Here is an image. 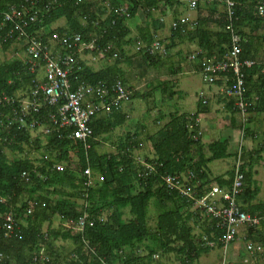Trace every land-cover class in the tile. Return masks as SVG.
Returning a JSON list of instances; mask_svg holds the SVG:
<instances>
[{"label":"trees","instance_id":"16d2710c","mask_svg":"<svg viewBox=\"0 0 264 264\" xmlns=\"http://www.w3.org/2000/svg\"><path fill=\"white\" fill-rule=\"evenodd\" d=\"M119 1L130 7L128 11L131 18L137 11L150 18L153 11L159 9L161 1L169 7L180 4L178 0H108V6L103 4V0H0V13L7 11L10 6L36 12L38 19L26 31L39 32L44 41L52 35V32L72 31L82 34L86 42L91 38L89 35H101L105 31L98 41L99 46L111 44L113 51L118 53V60L115 59L114 63L96 71L79 60L78 63L82 68L75 72V76L79 82L89 86L108 87L117 81L125 84L119 68L120 61L125 60L123 46L138 42L147 46L153 40L155 31L163 27V22L157 18L153 20L154 28L144 25L138 30L137 36L130 38V30L125 25L126 20L131 18L118 17L113 11ZM203 1H205L203 8L206 13L201 14L200 5L197 4L196 10L199 14L192 27L194 29L186 32L185 35L170 29L171 43L165 45L168 53L173 48L172 42L175 39L183 38L187 42L195 43L198 49L195 59L198 72L202 58H214L217 61L229 50V34L224 30L226 16L224 11L221 13L216 11L221 0ZM232 2H235L233 27L241 46V57L256 61L255 66L244 71L246 96L252 101L247 123L243 129V135L246 136L253 135L248 130V125L254 121V116L264 113V55L260 57L257 52L258 44L264 40V37L260 36L264 33V16L258 14L257 7L264 6V0H232ZM61 19L65 22L63 26L50 28ZM80 19H83L84 23ZM174 19L177 20L176 17ZM112 21L114 24L111 23ZM10 29L11 25L8 23L0 29V48L3 51L16 42V33L6 32ZM10 35L14 36L11 38ZM139 52L141 55L137 54L142 62L148 66L161 64V57ZM95 53L98 54V52L93 54ZM105 56L110 57V54ZM4 62L2 63L6 65L5 68L0 63V66L2 65L0 97L14 96L18 91L27 90L34 74L28 70L24 59L13 58ZM176 71L177 69H174L171 73ZM173 89V83L165 82L160 90L167 99L176 94ZM131 96L129 99L132 98ZM109 98L110 94L102 100L94 96L93 102L107 103ZM201 103L200 101L198 106L203 104ZM226 107L232 115H236L230 103H226ZM118 110L119 106L115 105L109 107L104 115H100L99 111L92 112L90 117L92 135L86 141L87 148L81 141L70 138L67 130L64 129H51L48 135H38L34 138L27 130L17 131L13 127L0 132V264H31L33 254L38 253L42 244L45 247V254L51 258L50 264H60L62 256L55 249L53 242L58 239L69 240L73 245L64 260L65 264H143V258L136 255L135 251L144 243H148L144 246L147 249L148 259L158 250L164 254H174L178 264H194L202 254L208 253L215 245L221 247L220 239L223 231L219 228L218 221L206 215L209 229L201 226L204 225L203 221L199 225L201 233L195 235L194 227L199 223L197 216L204 213V210L199 207L191 212L189 207L193 205L192 200L169 189L163 183L161 176L169 174L181 178L191 174L186 184L188 186L190 184L189 188L194 191L197 199L208 193L212 186L229 188L233 165L226 179L221 176L210 178L207 168L209 163L228 157L226 143L212 142L206 146L204 152L195 124L199 110L192 115L170 114L169 121L148 137L153 149V158L146 160V163L154 165H152L154 170L150 171L142 164L134 162L132 152L134 147H137L136 133L126 134L114 154L97 152V138L126 121L125 115ZM52 111V108L44 110L45 113ZM158 115L162 116L161 113ZM43 118L46 119V117H38L39 121H44ZM48 123L44 122L49 127L50 123ZM189 124L194 125L192 130L188 129ZM262 136L261 148L264 147V131ZM25 146L34 147L36 150L42 149V155L38 161H35L36 164L33 165L23 156ZM5 150L20 156L8 160ZM260 153V149L241 152L240 171L243 174L244 186L238 196V202L240 210L264 216V202L253 203L259 193V188L253 179V166L256 160H260ZM56 165H60L62 169L56 170L54 167ZM87 167L93 177L91 181L94 175L98 179L89 187L84 184L86 178L83 175ZM25 172L28 174L26 180L22 177ZM84 193H87L88 212L93 219L92 225L87 223L81 235L75 234L71 227L64 231L51 228L52 219L55 217L66 223H74L78 220L80 212L76 201L79 199L81 201ZM152 200L155 201L160 212L156 217L155 226L149 227L147 213ZM28 209L31 210L29 214ZM125 209L130 215L126 221L122 219ZM6 213L13 214L15 227L8 238L4 237L1 226L3 223L1 219ZM192 217L194 220L190 221ZM45 224L47 227L43 231ZM261 227L264 228V220L261 222ZM203 237L207 242L214 243V246L204 245ZM83 238L88 244V250L83 249ZM248 241L264 245L260 230H256L254 237L246 242ZM256 261L259 262V259Z\"/></svg>","mask_w":264,"mask_h":264},{"label":"built area","instance_id":"2783aa9c","mask_svg":"<svg viewBox=\"0 0 264 264\" xmlns=\"http://www.w3.org/2000/svg\"><path fill=\"white\" fill-rule=\"evenodd\" d=\"M178 2H184L190 10H196L198 4V0H178ZM103 4L108 6V0H103ZM220 4L223 6L226 16L224 30L229 34V50L222 59L217 61L214 58H202L199 62V72L207 84H214L222 78L223 83L219 93L236 111L240 129L243 132L248 119V110L252 105V101L246 96L244 71L255 66L256 61L241 57V46L233 27L234 2L221 0ZM113 11L118 17L129 18L127 5L121 1ZM257 12L260 16H264V6H258ZM37 19L36 12H30L25 8L18 9L15 6H10L7 11L0 13V29L7 23L11 25L9 33L17 34L16 41L22 44L24 61L28 65V70L34 74L27 90L18 91L14 96L2 95L0 97V132L13 127L17 131L27 130L34 136H46L51 129H64L67 130L70 138L81 141L87 148L86 141L92 135L90 127L92 112L107 111L111 106H119L120 103L127 101L132 93L119 81L108 87H92L79 82L75 76V72L81 69L78 63L79 55L84 52H98L103 56L110 54L112 59H117L118 53L113 51L111 44L99 46L98 41L105 31L101 35H89L91 38L86 42H84L82 34L69 31L55 32L44 41L39 32L26 31ZM160 21L162 20L160 19ZM111 23L114 24L113 21ZM170 29L184 35L188 31L187 20H173L170 23ZM137 45V51L149 56L163 57L167 54L165 44L156 37L147 46L140 42ZM196 54L189 56V59L194 61ZM108 94H110V98L107 103L95 104L93 102L94 96L102 100ZM200 98L204 104L205 100L202 94ZM50 108L53 109L51 113L44 112ZM38 117H46V119L43 118L44 121H39ZM46 121L50 123L49 127L44 124ZM193 127L192 124L188 125L189 130H192ZM241 152L239 146L234 153L235 161L229 188L212 186L201 199L194 196V191L186 183L184 187H181V180L178 176L169 174L161 176L169 189L188 197L194 205L201 207L206 215L218 221L219 228L223 231V236L220 239L223 257L227 253L228 246L237 239L239 229L250 230L252 234H255L256 230H260L261 238L264 240V228L261 227L264 216L249 214L239 208L238 196L244 186L243 174L240 171ZM141 164L150 171L154 170L150 164L144 162ZM54 167L56 170L62 169L60 165ZM83 175L86 178L84 183L86 187L91 186L92 175L88 167L83 171ZM22 177L26 180L28 174L25 172ZM88 207L87 193H84L78 207L80 217L76 222L68 223L77 235L82 234L87 223L90 225L93 223ZM27 213H30V209L27 210ZM2 220L4 237L8 238L14 228L11 213L3 216ZM82 245L83 249H89L87 242L83 239ZM205 245L213 247L214 243L206 241ZM244 252L246 259L243 264H253L258 259L260 264H264V245L262 243L248 241L245 243ZM50 262L51 258L45 253L38 252L32 256L33 264H50Z\"/></svg>","mask_w":264,"mask_h":264},{"label":"rangeland","instance_id":"374dc122","mask_svg":"<svg viewBox=\"0 0 264 264\" xmlns=\"http://www.w3.org/2000/svg\"><path fill=\"white\" fill-rule=\"evenodd\" d=\"M203 0H198V4L200 5V13L204 14L206 11L203 8ZM161 1L159 9L153 11L154 13L151 14L150 18H147L144 16L141 11L139 12V18L137 17L136 21L138 19L140 20V23L138 22L136 25H148L149 27L152 26V20L157 19L161 17L159 14L162 11L165 15H163L164 21L167 19V24H170L169 20L173 18V13L176 11V14L181 17L182 19H187V30L190 31L192 28V21H194L199 14L197 10H190L187 8L186 4L184 2L180 3L179 5L174 4L172 7H166V5L162 4ZM182 4V5H181ZM220 5V6H219ZM217 9L218 11L222 12L224 11L223 6L219 4ZM178 6V7H177ZM169 12H168V10ZM183 8V9H182ZM221 8V9H220ZM180 9V11H179ZM143 14V15H142ZM168 14V15H167ZM170 14V15H169ZM175 15V16H177ZM144 16V17H143ZM166 16V17H165ZM189 19V20H188ZM151 20V21H150ZM63 22V23H62ZM64 20H60L55 22L50 26L51 29H55L57 27H61L64 25ZM131 20H126V24L128 26H131ZM134 26L130 27V38H133L134 34L137 30H134ZM170 28V26H169ZM168 30L162 31L164 35L169 36L170 33ZM134 33V34H133ZM161 33V34H162ZM264 37V33L261 34ZM135 37V36H134ZM156 37V36H155ZM161 39V42L165 45L167 42L162 37V35L158 36ZM163 39V40H162ZM183 40L184 39H176ZM165 41V42H164ZM186 44V45H185ZM190 43L185 41L184 46L182 49V53L180 55H176L180 50H173L171 49L170 52H168L167 55L161 57V66H148L144 62H142L139 54L140 52L137 51V46L134 43H128L123 46V53L125 60H121L119 64L120 71L123 74L124 79V86L131 91V99H129L127 102H122L119 104L122 107V112H125L128 107L133 108V110L130 111V119L126 120L122 125L115 127L112 131L109 133L100 135L97 138V152L99 154H114L116 153L118 144L123 141L124 136L126 134H132L136 133V145L137 147H134V150L132 152L134 162L136 164H141L144 160V163H146V158L149 159V157H153V149L151 146L150 141L148 140L147 136L152 135L155 133L159 121L158 112L163 114L165 118H168L170 115V112L172 113H185V114H191L195 111L196 102L195 99L198 98L199 95L206 96L207 98L211 99V101L215 99L220 100L219 97V88L215 87V84H206L203 82V76L200 72H195L194 69H196V61L192 60L190 62L189 58L186 57V53L190 52H183L187 51V47ZM15 45V46H14ZM22 44L20 42L13 43L6 51H3L0 48V63L4 61L11 60L12 58H19L21 56V59H24V52L23 48H21ZM13 46V47H12ZM20 46V48H19ZM258 56L264 55V40L261 41L258 44ZM19 48V49H18ZM185 49V50H184ZM22 51V52H21ZM137 51V52H136ZM177 51V52H176ZM172 52V53H171ZM139 53V54H137ZM93 53H86L84 52L80 54L79 60L83 61L86 65H88L92 70H98L104 67H107L108 65L115 62V60L110 59L107 56H103L100 54H94ZM127 54V55H126ZM175 54V55H174ZM85 55V56H84ZM141 55V54H140ZM174 55V56H172ZM191 55V54H190ZM181 56V57H180ZM11 57V58H10ZM170 57V58H169ZM184 57L187 58L185 61H182V58L184 60ZM10 58V59H9ZM104 58V59H103ZM175 58V59H173ZM6 59V60H5ZM107 59V60H106ZM168 59V60H167ZM4 60V61H3ZM106 60V61H105ZM181 60V61H180ZM87 61V62H85ZM111 61V62H110ZM113 61V62H112ZM170 61V62H169ZM188 61V62H187ZM105 62V63H104ZM107 62V63H106ZM185 63L189 65L194 72L192 73H186L184 72V68L181 66V63ZM172 65H171V64ZM123 64V65H122ZM184 64V65H185ZM168 65V66H167ZM134 67V68H133ZM154 68V69H153ZM158 68V69H156ZM177 69L174 74L170 73L172 69ZM182 68L184 70H182ZM151 69V70H150ZM168 69V71L166 70ZM155 70V71H154ZM197 70V69H196ZM134 71V72H133ZM138 71H140L138 73ZM181 71V73H180ZM169 73V74H168ZM168 74V75H167ZM41 75V73H40ZM135 75V76H134ZM158 75V76H157ZM127 77V78H126ZM134 77V78H133ZM153 80V81H152ZM146 81V82H145ZM133 82V83H132ZM173 83L174 85V93L176 95H173L172 98L165 99V95L160 90L163 86V83ZM146 83V84H145ZM153 84V85H152ZM144 86H146L144 88ZM130 87V88H128ZM135 87V88H134ZM135 91V92H134ZM176 91V92H175ZM215 92L216 95H213ZM138 97V98H135ZM130 102V104H129ZM166 103V104H165ZM204 105V104H202ZM100 115H104L107 111L106 110H100ZM227 112L224 108L222 109L221 113L223 116ZM254 121L248 125V130L253 133L254 135H243V132L241 129L239 130V146L241 147V151H244V149H255L258 148L262 141V132L264 131V113H258L254 116ZM161 121V120H160ZM204 121H201V125H204ZM161 123V122H160ZM31 137H36L34 135H31ZM38 136V135H37ZM25 156L33 165L36 164V160H38L42 155V149L36 150L34 147H24V153ZM5 155L8 160L12 159L15 156H20L17 153H13L9 150H5ZM137 156V157H136ZM35 160V161H34ZM136 160V161H135ZM234 158L227 159V160H216L210 163L209 167L213 174H217L219 172H223V169H227L229 164L232 162V165L234 164ZM226 162V163H225ZM257 182L259 183V193L256 196L255 200L253 202H264V151L262 152L261 159L257 162L255 161V172H254ZM93 178V177H92ZM187 177H181V187H184L186 183ZM97 176L94 175V179L91 181V186L96 183ZM98 180V179H97ZM78 205H80L81 201L80 199L76 201ZM199 207L197 205L192 206L191 210H197ZM160 212V209L157 208L156 203L152 200L149 203L148 207V214H147V224L149 227L155 226V221L158 213ZM199 215V214H198ZM206 215L204 213L200 214L201 219H204ZM130 218V215L128 214V210L125 209L123 212L122 219L124 221L128 220ZM53 223H51V228L59 229L61 231H64L68 227H71L68 223L61 221L58 218H53ZM47 225L45 224L42 228L43 231L46 230ZM241 229H239V232ZM238 232V233H239ZM193 233L195 235H199L201 233L200 227H194ZM207 240L203 239L204 245L206 244ZM55 245V249L60 253L61 261L60 264H65V259L69 255L70 251L73 248L72 243L67 240H55L53 241ZM242 244H236L237 246H240ZM148 245V243H144L143 246L135 251L136 255L143 258V264H178V260L176 259L174 254H164L161 251L156 250L152 256H150V259L147 257V249L144 247ZM39 253H45V247L44 245H40ZM194 264H229V257L228 253H225L223 257V250L219 247H214L212 250H210L206 254H202L199 259ZM230 264H237V262H231ZM241 264V263H240ZM243 264V262H242ZM253 264H260L258 261H256Z\"/></svg>","mask_w":264,"mask_h":264},{"label":"crops","instance_id":"0c3cea01","mask_svg":"<svg viewBox=\"0 0 264 264\" xmlns=\"http://www.w3.org/2000/svg\"><path fill=\"white\" fill-rule=\"evenodd\" d=\"M164 5V3H162ZM166 5V4H165ZM166 7H169L166 5ZM139 12L140 11H137V13L135 14V16L133 18H131V26H134V29H136L137 31L144 27V25H136L138 22L140 23V20L138 19V21H136L137 17L139 16ZM163 12H166V11H162L161 12V17H159V19L162 20L163 22V27L160 28L159 30L155 31L154 35L152 36V38H154L156 36V38H159L158 36L159 35H162V37L164 39H166L165 41L167 42V44L171 43L169 42L170 39H171V31L168 30L170 24H167V19L166 21H164L163 19ZM175 14H176V11H174ZM174 14V13H173ZM175 14L173 15V17H175ZM202 14V13H201ZM205 15V14H204ZM166 17V16H165ZM139 18V17H138ZM158 18V17H157ZM177 19H182V18H179V16H176ZM174 20V18H172V20L170 19L169 22L171 23L172 21ZM187 20V19H186ZM189 20V19H188ZM195 22V20L193 21ZM126 26L128 27V29L130 30V27L131 26H128L126 24ZM151 27V26H150ZM193 27V25H192ZM170 29V28H169ZM152 29H150L151 31ZM164 30H168L170 32V35L167 36V35H164L162 33V31ZM131 31V30H130ZM136 31V34H134V36H137L138 33ZM162 33V34H161ZM170 38V39H169ZM178 39H183V38H178ZM163 40V39H162ZM178 44V45H176ZM179 41V42H178ZM173 40L172 43H174V50H180L177 54L180 55L182 53V49H183V44L185 42H183V40ZM182 42V43H181ZM190 44L188 45L187 47V51H183V52H190L191 51V55H194L198 52V49H196V45L194 43H191L189 42ZM181 44V45H180ZM194 44V45H192ZM192 45V46H191ZM180 47V48H178ZM195 52V53H193ZM168 54V53H167ZM183 54V53H182ZM189 53H187L186 57L188 56H191ZM177 55V56H178ZM185 57V58H186ZM187 57V58H188ZM186 58V60H187ZM181 61V60H180ZM183 61V60H182ZM188 62V61H187ZM192 62V60H191ZM185 63H181V66L185 69L182 68V70H184V72H186L187 74L188 73H192V72H198L196 69H194V71L192 70V68L185 64ZM99 70V69H98ZM96 71V70H95ZM204 82V80H203ZM217 83L215 84V87L219 88L222 86V78L217 80L216 81ZM205 83V82H204ZM207 84V83H206ZM220 89V88H219ZM176 92V91H175ZM177 93V92H176ZM217 92H215L213 95H216ZM176 95V94H175ZM217 96V95H216ZM173 97V96H172ZM219 97H220V100L218 99H215L213 101H211V99L207 98L206 96L204 97V100H205V103L204 105H201V106H198V103L201 101V98H200V95L198 96L197 99H195V102H196V106H195V111L191 114H187V115H192L194 114L197 110L198 111V114H197V118H196V126H197V131H198V136H199V139H200V142L203 144L204 146V152H206V146L212 142H220V143H226V146H227V150H226V153L228 155L227 158H224V159H221L222 161L224 160H227V159H233L234 157V153L235 151L237 150V148L239 147V130H240V126H239V120H238V117H236V115H232L227 107H226V103H229L225 98H222V96L220 95L219 93ZM166 99V98H165ZM200 100V101H199ZM128 101V100H127ZM166 104V103H165ZM202 104V103H201ZM225 109L227 112H225V114L223 116L221 111L222 109ZM133 110V108L131 107H128L126 110H124L125 112H122V107L120 106L119 108V112L121 114H124L125 117H126V120L130 119V116L132 117V115H130V111ZM160 112H158L159 114ZM170 114H180V113H172V111L170 112ZM182 114H185V113H182ZM159 116V115H158ZM169 117L168 118H165L162 114V116H159V121L157 123L158 127L156 129V131L163 127L168 121H169ZM161 120V121H160ZM201 121H204V125H201ZM161 122V123H160ZM155 131V133H156ZM153 135V134H152ZM254 135V134H253ZM252 135V136H253ZM151 136V135H149ZM147 136V138L149 137ZM263 142V141H261ZM259 150L261 151L260 153V159H261V155H262V152L264 151V147L261 148V143L260 145L258 146V148H255V150ZM254 149H251V150H246L244 149V151H252ZM153 157H149V159H146V160H151ZM259 161V160H258ZM257 161V162H258ZM226 163V162H225ZM210 163L207 165V168H208V175L210 178H214V177H219L221 176L223 179H226L229 175V172H230V168L232 166V162L229 164L228 168L226 169H223L222 171L223 172H219L217 174H213L210 167H209ZM255 172V163H254V166H253V179L255 180L256 182V185L258 187H260L259 183L257 182V178L254 174ZM215 185V184H214ZM255 200V199H254ZM253 200V201H254ZM253 203H256V202H253ZM259 203V202H258ZM192 207H190V211L193 212V210H191ZM193 218V217H192ZM197 218L199 219V223L198 225H195L196 227H199V225L202 224V222L204 221V225H201L203 228H208L209 227V220L207 218V216H205L204 219H201L200 215L197 216ZM207 219V220H206ZM193 219H191L190 221H193ZM207 225V226H206ZM209 229V228H208ZM252 237H254V234H251L250 231L248 230H241L239 233H238V237L235 241H233L227 248V253H228V257H229V264L231 262H237V264H242V262H244V260L246 259V255H245V252H244V248H245V242L248 240V239H251ZM204 238V237H203ZM242 244L240 246H237L236 244H239L241 243ZM215 247H217V245H215ZM214 248V247H213ZM221 248V247H219Z\"/></svg>","mask_w":264,"mask_h":264},{"label":"bare ground","instance_id":"6f19581e","mask_svg":"<svg viewBox=\"0 0 264 264\" xmlns=\"http://www.w3.org/2000/svg\"><path fill=\"white\" fill-rule=\"evenodd\" d=\"M123 1H124V0H123ZM231 1H232V0H231ZM235 1H236V0H235ZM204 2H205V1H204ZM214 2H216V1H214ZM181 3H182V2H181ZM208 4H209V3H208ZM218 4H219V3H218ZM234 4H235V2H234ZM113 5H114V4H113ZM115 5H116V3H115ZM181 5H182V4H181ZM215 6H216V5H215ZM219 6H220V5H219ZM127 7H128V8H127V11H128V9H129L130 7H129V6H127ZM177 7H178V6H177ZM166 9H167V8H166ZM182 9H183V8H182ZM196 9H197V8H196ZM220 9H221V8H220ZM111 10H112V8H111ZM167 10H168V9H167ZM179 11H180V9H179ZM216 11H218V10H216ZM216 11H215V12H216ZM220 11H221V10H220ZM220 11H219V12H220ZM234 11H235V10H234ZM112 12H113V11H112ZM128 12H129V11H128ZM168 12H169V10H168ZM130 13H131V12H130ZM141 13H142V12H141ZM150 13H151V12H150ZM153 13H154V12H153ZM220 13H221V12H220ZM220 13H219V14H220ZM163 14H164V12H163ZM204 14H205V13H204ZM223 14H224V13H223ZM223 14H222V15H223ZM130 15H131V14H130ZM130 15H129V17H130ZM142 15H143V14H142ZM159 15H161V12H160ZM167 15H168V14H167ZM169 15H170V14H169ZM175 15H177V14H175ZM217 15H218V14H217ZM177 16H178V15H177ZM236 16H237V15H236ZM143 17H144V16H143ZM157 17H158V16H157ZM175 17H176V16H175ZM175 17H173V18H175ZM179 17H181V16L179 15ZM130 18H131V17H130ZM238 18H239V17H238ZM125 19H128V18H125ZM80 20H83V19H80ZM155 20H156V19H155ZM174 20H175V19H174ZM150 21H151V20H150ZM157 21H158V20H157ZM157 21H156V22H157ZM192 22H193V21H192ZM225 22H226V20H225ZM236 22H238V21H236ZM62 23H63V22H62ZM83 23H84V20H83ZM151 23L154 24V23H153V20H152ZM234 23H235V22H233V24H234ZM66 25H67V24H66ZM161 25H162V24H161ZM234 25H235V24H234ZM68 26H69V25H68ZM125 26H126V25H125ZM152 27H153V25H152ZM193 27H194V26H193ZM63 28H64V27H63ZM63 28H62V29H63ZM153 28H154V27H153ZM160 28H161V27H160ZM193 29H194V28H193ZM126 30H127V28H126ZM134 30H136V29H134ZM158 30H159V29H158ZM168 30H170V29L168 28ZM191 30H192V29H191ZM259 30H260V29H259ZM170 31H171V30H170ZM172 31H173V30H172ZM6 32H9V31H6ZM54 32H55V31H54ZM58 32H59V31H58ZM69 32H70V31H69ZM129 32H130V31H129ZM176 32H177V31H176ZM188 32H189V31H187V33H188ZM235 32H236V31H235ZM71 33H72V31H71ZM137 33H138V31H137ZM167 33H168V31H167ZM169 33H170V32H169ZM14 34H15V33H14ZM52 34H53V32H52ZM133 34H134V33H133ZM135 34H136V33H135ZM256 34H257V33H256ZM5 35H6V33H5ZM7 35H8V34H7ZM16 35H17V34H16ZM128 35H129V34H128ZM153 35H154V34H153ZM184 35H185V34H184ZM186 35H187V34H186ZM10 36H11V35H10ZM12 36H14V35H12ZM12 36H11V38H12ZM48 36H49V35H48ZM48 36H47V37H48ZM50 36H51V35H50ZM228 36H229V35H228ZM260 36H262V35H260ZM6 37H7V36H6ZM15 37H16V36H15ZM133 37H134V36H133ZM163 37H164V36H163ZM184 38H185V37H184ZM6 39H7V38H6ZM166 39H167V38H166ZM169 39H170V38H169ZM10 40H11V39H10ZM43 40H45V39H43ZM46 40H47V39H46ZM159 40L161 41V39H159ZM187 40H188V39H187ZM138 41H139V40H138ZM141 41H142V40H141ZM188 41H189V40H188ZM16 42H17V41H16ZM16 42H15V43H16ZM151 42H152V41H151ZM164 42H165V41H164ZM169 42H170V41H169ZM178 42H179V41H178ZM183 42H184V41H183ZM174 43H175V41H174ZM181 43H182V42H181ZM144 44H145V43H144ZM175 44H176V43H175ZM194 44H195V43H194ZM194 44H192V45H194ZM11 45H12V44H11ZM133 45H134V44H133ZM176 45H178V44H176ZM180 45H181V44H180ZM185 45H186V44H185ZM192 45H191V46H192ZM14 46H15V45H14ZM21 46H22V45H21ZM136 46H137V44H136ZM178 46H179V45H178ZM183 46H184V44H183ZM12 47H13V46H12ZM165 47H166V46H165ZM168 47H169V45H168ZM170 47H172V45H170ZM19 48H20V46H19ZM19 48H18V49H19ZM21 48H22V47H21ZM21 48H20V49H21ZM173 48H174V46H173ZM178 48H180V47H178ZM196 49H197V48H196ZM228 49H229V47H228ZM123 50H124V49H123ZM173 50H174V49H173ZM170 51H171V50H170ZM170 51H169V52H170ZM21 52H22V51H21ZM136 52H137V51H136ZM176 52H177V51H176ZM171 53H172V52H171ZM190 53H191V51H190ZM190 53H189V54H190ZM193 53H195V52H193ZM226 53H227V52H226ZM83 54H84V53H83ZM85 54H86V52H85ZM95 54H96V53H95ZM183 54H184V53H183ZM186 54H187V53H186ZM92 55H94V54H92ZM126 55H127V54H126ZM166 55H167V54H166ZM174 55H175V54H174ZM174 55H172V56H174ZM176 55H178V54H176ZM181 55H182V53H181ZM79 56H80V55H79ZM84 56H85V55H84ZM180 57H181V56H180ZM10 58H11V57H10ZM10 58H9V59H10ZM23 58H24V57H23ZM109 58H110V57H109ZM169 58H170V57H169ZM188 58H189V57H188ZM12 59H13V58H12ZM20 59H21V56H20ZM103 59H104V58H103ZM110 59H112V58H110ZM173 59H175V58H173ZM185 59H186L185 57H184V60H183V58H182L183 61H185ZM5 60H6V59H5ZM106 60H107V59H106ZM106 60H105V61H106ZM112 60H115V59H112ZM117 60H118V59H117ZM167 60H168V59H167ZM3 61H4V60H3ZM24 62H25V61H24ZM85 62H87V61H85ZM110 62H111V61H110ZM112 62H113V61H112ZM169 62H170V61H169ZM190 62H191V60H190ZM4 63L7 64V62H4ZM104 63H105V62H104ZM106 63H107V62H106ZM1 64H3V63H1ZM170 64H171V63H170ZM3 65H4V68H5L6 65H5V64H3ZM122 65H123V64H122ZM171 65H172V64H171ZM1 66H2V65H1ZM1 66H0V67H1ZM87 66H88V65H87ZM160 66H161V65H160ZM160 66H159V67H160ZM167 66H168V65H167ZM81 68H82V66H81ZM133 68H134V67H133ZM154 68H155V67H154ZM154 68H153V69H154ZM156 69H158V68H156ZM171 69H172V68H171ZM150 70H151V69H150ZM166 70L168 71V69H166ZM154 71H155V70H154ZM169 71H170V70H169ZM169 71H168V72H169ZM172 71H173V70H172ZM172 71H171V72H172ZM77 72H78V71H77ZM133 72H134V71H133ZM139 72H140V71H138V73H139ZM171 72H170V73H171ZM180 73H181V71H180ZM168 74H169V73H168ZM168 74H167V75H168ZM172 74H174V72H173ZM174 75H176V74H174ZM134 76H135V75H134ZM157 76H158V75H157ZM126 78H127V77H126ZM133 78H134V77H133ZM152 81H153V80H152ZM145 82H146V81H145ZM132 83H133V82H132ZM145 84H146V83H145ZM152 85H153V84H152ZM145 87H146V86H144V88H145ZM128 88H130V87H128ZM134 88H135V87H134ZM129 90H130V89H129ZM134 92H135V91H134ZM135 98H138V97L135 96ZM132 99H133V98H132ZM126 102H127V101H126ZM129 104H130V102H129ZM136 157H137V156H136ZM133 159H134V158H133ZM146 159H148V158H146ZM34 161H35V160H34ZM37 161H38V160H37ZM135 161H136V160H135ZM143 162H144V160H143ZM153 162H154V161H153ZM148 163H150V162H148ZM151 165H153V164H151ZM153 166H154V165H153ZM156 166H157V165H156ZM32 167H33V166H32ZM156 168H158V167H156ZM160 168H161V167H159V169H160ZM137 170H138V169H137ZM157 171H158V170H157ZM158 172H159V171H158ZM188 172H189V171H188ZM139 173H140V172H139ZM142 174H143V173H142ZM156 174H157V173H156ZM149 175H150V174H149ZM152 175H154V174H152ZM185 175H186V174H185ZM187 175H188V174H187ZM192 175H193V174H192ZM80 176H81V175H80ZM81 177H82V176H81ZM191 178H193V177H191ZM95 180H96V179H95ZM180 180H181V179H180ZM84 181H85V180H84ZM96 181H97V180H96ZM186 181H187V180H186ZM181 182H182V181H181ZM191 182H192V181H191ZM154 183H155V182H154ZM163 183H164V182H163ZM165 185H166V184H165ZM189 186H190V184H189ZM180 196H181V195H180ZM202 196H203V195H202ZM27 197L29 198V196H27ZM31 198H32V197H31ZM2 199H4V198H2ZM10 199H11V198H10ZM0 201H1V200H0ZM150 202H151V201H150ZM154 202H155V201H154ZM23 203H24V202H23ZM26 204H27V203H26ZM28 204H29V200H28ZM22 205H23V204H22ZM30 205H31V204H30ZM30 205H29V206H30ZM31 206H32V205H31ZM192 206H193V205H192ZM190 207H191V206H190ZM190 207H189V208H190ZM9 208H10V207H9ZM27 208H28V207H27ZM27 208H26V209H27ZM189 208H188V209H189ZM10 211L12 212V209H10ZM30 211H31V210H30ZM187 211H188V210H187ZM6 214H7V213H6ZM147 214H148V213H147ZM3 215H4V214H3ZM12 215H13V214H12ZM205 215H206V214H205ZM55 218H56V217H55ZM1 220H2V219H1ZM52 220H54V219H52ZM206 220H207V219H206ZM15 223H16V222H15ZM52 223H53V222H52ZM1 226H2V225H1ZM14 228H15V227H14ZM2 230H3V229H2ZM82 236H83V235H82ZM83 240H84V238H83ZM92 252H93V251H92ZM0 255H1V254H0ZM0 259H1V258H0ZM2 260H3V259H2ZM102 261H105V260H102ZM98 263H100V262H98ZM31 264H32V262H31ZM103 264H104V263H103Z\"/></svg>","mask_w":264,"mask_h":264}]
</instances>
